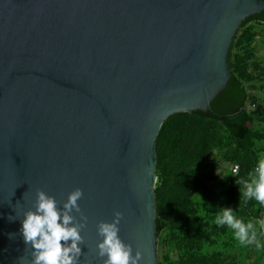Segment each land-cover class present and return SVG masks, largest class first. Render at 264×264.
Masks as SVG:
<instances>
[{"label":"water","instance_id":"obj_1","mask_svg":"<svg viewBox=\"0 0 264 264\" xmlns=\"http://www.w3.org/2000/svg\"><path fill=\"white\" fill-rule=\"evenodd\" d=\"M263 10L264 0H0V264L31 260L20 229L37 188L58 207L82 190L79 264H102L97 224L116 211L139 264H160L159 130L174 113L210 111L239 26Z\"/></svg>","mask_w":264,"mask_h":264},{"label":"trees","instance_id":"obj_2","mask_svg":"<svg viewBox=\"0 0 264 264\" xmlns=\"http://www.w3.org/2000/svg\"><path fill=\"white\" fill-rule=\"evenodd\" d=\"M260 24L264 27V10L239 26L230 47L231 76L210 102V111L174 113L159 130L154 189L156 234L162 237L160 264H171L167 252L159 251L164 249L176 252L175 264H245L252 256L243 246L235 248L231 229L217 224L216 218L223 208H231L238 218L257 220L263 209L255 199L244 200L239 183L255 175L264 156V105L251 107L259 100L249 93L259 88L255 83L264 77V63L253 46L262 33L256 29ZM214 148L222 150V161L239 167L235 174L228 167V180L220 189L213 188V165H208ZM262 240L257 249L264 253ZM261 258L255 257L251 264H259Z\"/></svg>","mask_w":264,"mask_h":264},{"label":"clouds","instance_id":"obj_3","mask_svg":"<svg viewBox=\"0 0 264 264\" xmlns=\"http://www.w3.org/2000/svg\"><path fill=\"white\" fill-rule=\"evenodd\" d=\"M254 172L255 175L250 174V179L239 181L242 195L245 201L255 199L264 205V158L258 162ZM35 195L34 210L23 213L20 229L25 245L32 250L28 264H79L82 253L78 245L84 243L80 233L87 221L78 204L83 196L82 190L76 188L70 192L62 207H58L54 197L39 188ZM73 213L80 214L79 220ZM122 219L123 214L116 211L111 222L99 221L97 224V235L102 239L97 242L96 255L104 258L102 264H139L142 259L139 250L133 255L132 246L120 239L118 233ZM216 223L227 225L241 245L254 244L260 247L254 225L236 218L231 208H223Z\"/></svg>","mask_w":264,"mask_h":264},{"label":"rangeland","instance_id":"obj_4","mask_svg":"<svg viewBox=\"0 0 264 264\" xmlns=\"http://www.w3.org/2000/svg\"><path fill=\"white\" fill-rule=\"evenodd\" d=\"M239 29V28H238ZM256 29L259 31H262V33H264V27L260 24V25H256ZM261 32H259V34L256 36L255 40H254V48H255V52L257 53V55L259 56V58L261 59L262 63H264V37H263V34ZM256 86H258L259 88L255 91H249V93L251 92L252 94H254L259 102L257 103L256 105V108H262L263 105H264V99H262V96H263V93H264V88H260V87H264V77L262 78V81H256ZM262 99V101H261ZM248 105H250L248 103ZM259 124L258 123H255L253 125V127L255 128H258ZM222 154V150L219 149V148H214L211 153H210V159H209V168L212 166V171L214 173V179L212 180V186L213 188H216V189H220L222 187V185L224 183H226V181L228 180V176H227V169L228 167L230 166L229 163H227L226 161H222L220 158L222 157L221 156ZM233 215L238 218L234 213ZM240 220H242L244 223H248V222H251L253 225H254V230L256 232V239H257V242L259 244H262L261 243V240L263 239L264 240V233H262V231H260V229L258 230L257 229V226L256 225H261V219L258 218L257 220H251V221H246L245 219H242V218H238ZM229 235L230 237H232L234 239V234H233V231L230 230L229 232ZM237 243H235V248L236 249H239L240 250V247L243 246L247 251H250L252 253V256L251 257H248L246 260H245V264H251L252 260L259 256L262 257L260 259V263L259 264H264V253L262 252L263 250H258L257 247L256 248H253L255 247L254 244L252 245H241L236 239H234ZM262 240V241H263ZM162 243V237L161 236H157V256H158V245ZM160 253H165V251L167 252V257L169 258V260L171 261V264H175L177 263V254L174 250H159ZM163 251V252H162ZM159 259V257H158ZM161 260L163 261V259L161 258ZM160 261V259H159ZM164 262V261H163Z\"/></svg>","mask_w":264,"mask_h":264},{"label":"built area","instance_id":"obj_5","mask_svg":"<svg viewBox=\"0 0 264 264\" xmlns=\"http://www.w3.org/2000/svg\"><path fill=\"white\" fill-rule=\"evenodd\" d=\"M262 99H264V93H263V96H262ZM256 106V104L255 103H252L251 104V107H255ZM257 167V166H256ZM255 167V168H256ZM238 164L237 163H232V164H230V166H229V169L231 170V172L232 173H236L237 171H238ZM260 219H261V225H260V227H261V231H262V233H264V205H263V209H262V211L260 212V217H259Z\"/></svg>","mask_w":264,"mask_h":264},{"label":"crops","instance_id":"obj_6","mask_svg":"<svg viewBox=\"0 0 264 264\" xmlns=\"http://www.w3.org/2000/svg\"><path fill=\"white\" fill-rule=\"evenodd\" d=\"M263 158H264V156H263Z\"/></svg>","mask_w":264,"mask_h":264}]
</instances>
